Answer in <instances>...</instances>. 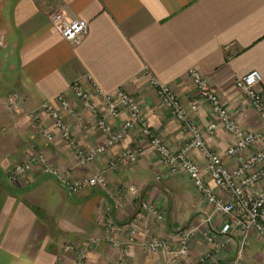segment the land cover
<instances>
[{
  "label": "crops",
  "instance_id": "obj_1",
  "mask_svg": "<svg viewBox=\"0 0 264 264\" xmlns=\"http://www.w3.org/2000/svg\"><path fill=\"white\" fill-rule=\"evenodd\" d=\"M50 12L87 22V34L75 44L65 42L52 28ZM190 69L209 80L243 130L264 133V124L234 86L237 78L256 71L264 93V0H0V264H73L74 256L64 254V246L81 247L90 239L98 244L88 252L86 264H168L169 257L151 254L146 242L161 238L176 246L177 232L194 228L198 233L190 254L179 264H225L234 257L237 237L224 255L204 259L210 245L203 233L219 230L223 219L213 216L211 224L204 225L211 208L184 174H168L137 132L127 134L95 163L79 168L49 117L40 113L47 102L58 109L56 97L66 94L86 128H78L61 113L71 135L84 148L100 146L104 137L89 130L91 120L69 88L75 82L90 94L92 82L104 93L122 88L139 102L151 131L176 153L186 137L149 86L145 72L187 105L199 101L187 77ZM94 102L100 106L95 97ZM125 119L123 114L110 123L118 129ZM195 121L201 129L213 122L206 104L199 103ZM206 142L227 168L242 160L225 158L233 141L224 131L216 130ZM134 149L143 153L133 167L108 170L112 157ZM33 153L44 154L52 166L74 179L104 172L108 185L71 195L38 168L11 181V167ZM191 158L202 164L198 153ZM123 185L134 186L137 196L123 193L115 209L112 195ZM144 203L156 206L163 220L143 211ZM104 216L115 228L110 236ZM135 220V244L126 247L127 231ZM108 237L121 247H112ZM246 252L242 264H264V245L258 239L250 238Z\"/></svg>",
  "mask_w": 264,
  "mask_h": 264
},
{
  "label": "built area",
  "instance_id": "obj_2",
  "mask_svg": "<svg viewBox=\"0 0 264 264\" xmlns=\"http://www.w3.org/2000/svg\"><path fill=\"white\" fill-rule=\"evenodd\" d=\"M48 19L55 32L70 44L77 43L88 32L87 22L68 20L59 12H50ZM145 74L148 76L149 86L155 91L160 103L169 111L186 137L185 144L176 153H172L167 144L151 131L139 102L122 88H118L112 93H104L93 82V94L86 92L80 82L73 83L69 88L71 95L91 120L89 130L100 133L104 137V144L100 146L84 148L71 135L61 113H65L75 121L78 128H86L82 124V118L71 108L66 94L56 97L55 102L58 109L53 103L47 102L41 106L40 113L49 117L62 143L75 156L79 168L95 163L100 157L119 146L127 134L137 132L145 142L147 150L167 168L168 174L170 176L184 174L189 179L193 191L211 208L212 215L204 220V225L209 226L213 216L223 219L219 230L210 229L203 233L205 240L210 245L204 259L211 260L221 257L237 237L239 240L238 249L234 257L227 260L225 264H242L246 257L251 235H254L264 245V133L243 130L233 114L222 105L209 80L195 69H190L187 77L195 87L199 101L189 102L187 105L178 100L169 86L161 84L149 72H145ZM261 81L260 74L252 71L237 78L234 86L264 124V93L260 90ZM94 97L99 100V107L95 104ZM199 103H204L209 107L213 118V122L208 124L205 129H201L195 121ZM123 114L126 115V119L118 129L113 128L110 122L119 120ZM216 130L224 131L233 141L232 146L227 148L224 153L225 158L230 161L242 158L238 165L232 169L227 168L221 156L213 152L207 145V138L213 136ZM42 135L47 141L52 140L50 134L43 133ZM250 150L254 151L243 157ZM142 153L141 149L123 151L109 160L107 168L113 172L127 170L138 162ZM192 153H198L202 164L191 158ZM34 168H38L43 175L54 179L71 195H77L91 188L105 189L108 185L104 172L74 179L69 174L52 166L42 153H33L24 163L13 165L8 172V178L11 181L24 178ZM210 183L215 189L210 186ZM125 192L137 196V189L132 185H123L117 188L112 195L115 209H118L120 196ZM141 208L154 215L157 221L163 220V213L156 206L144 203ZM105 217L104 227L110 236L114 233L115 228L110 218ZM138 232L139 227L135 220L128 228L124 246L134 245ZM145 233L149 235L150 230L147 229ZM197 233L196 228L179 230L176 246L165 239H150L146 242V249L151 254L165 253L169 257L168 264H179L181 260L189 256L192 242ZM219 237L222 240H219ZM108 241L114 248L121 247L110 237H108ZM97 244V239H90L81 247L66 244L63 252L74 256L73 264H86L88 252Z\"/></svg>",
  "mask_w": 264,
  "mask_h": 264
},
{
  "label": "rangeland",
  "instance_id": "obj_3",
  "mask_svg": "<svg viewBox=\"0 0 264 264\" xmlns=\"http://www.w3.org/2000/svg\"><path fill=\"white\" fill-rule=\"evenodd\" d=\"M237 165H238V163H237ZM237 165H235V166H237ZM251 237H254V238H256L254 235H251ZM65 247V246H64ZM231 247V246H230ZM229 247V248H230ZM248 249V248H247ZM247 251V250H246ZM64 253V252H63ZM247 253V252H246ZM64 254H68V253H64ZM246 258V257H245ZM245 260V259H244Z\"/></svg>",
  "mask_w": 264,
  "mask_h": 264
}]
</instances>
